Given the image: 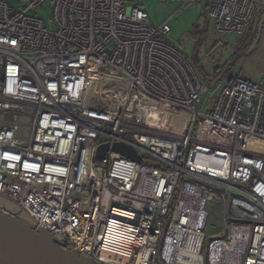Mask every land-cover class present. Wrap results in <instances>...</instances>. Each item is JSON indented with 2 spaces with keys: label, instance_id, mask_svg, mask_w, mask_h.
Returning <instances> with one entry per match:
<instances>
[{
  "label": "built area",
  "instance_id": "obj_1",
  "mask_svg": "<svg viewBox=\"0 0 264 264\" xmlns=\"http://www.w3.org/2000/svg\"><path fill=\"white\" fill-rule=\"evenodd\" d=\"M17 2L0 0V197L98 264H264V85L229 75L208 89L169 44L171 17L151 26L138 0ZM206 5L218 34L242 35L264 10ZM94 71L125 84L114 113L85 103ZM115 143L140 162L95 160ZM210 203L224 232L205 257Z\"/></svg>",
  "mask_w": 264,
  "mask_h": 264
},
{
  "label": "rangeland",
  "instance_id": "obj_2",
  "mask_svg": "<svg viewBox=\"0 0 264 264\" xmlns=\"http://www.w3.org/2000/svg\"><path fill=\"white\" fill-rule=\"evenodd\" d=\"M3 1L13 9L19 7L17 0ZM138 2H142L141 8L153 27L160 26L171 17L167 37L169 44L188 56L197 76L208 89L213 90L226 74L239 75L243 79L264 85V10L257 8L254 11L250 22L252 27L248 26L250 29L247 27L242 35L218 34L213 30L208 16L207 0L182 7L175 2L163 3L159 0ZM50 8L49 4H45L36 11L47 30L53 29ZM203 75L207 76V81L202 78ZM204 99L205 96L202 97ZM22 132L28 130L23 128ZM207 210L209 217L204 229L205 245L202 250L205 257L206 244L221 237L224 232L219 206L210 203Z\"/></svg>",
  "mask_w": 264,
  "mask_h": 264
},
{
  "label": "water",
  "instance_id": "obj_3",
  "mask_svg": "<svg viewBox=\"0 0 264 264\" xmlns=\"http://www.w3.org/2000/svg\"><path fill=\"white\" fill-rule=\"evenodd\" d=\"M108 150L140 162L136 151L122 143L111 146L98 145L95 160L101 161ZM0 264L98 263L92 262L83 254L65 248L60 238L51 236L39 228L16 204L0 197Z\"/></svg>",
  "mask_w": 264,
  "mask_h": 264
},
{
  "label": "bare ground",
  "instance_id": "obj_4",
  "mask_svg": "<svg viewBox=\"0 0 264 264\" xmlns=\"http://www.w3.org/2000/svg\"><path fill=\"white\" fill-rule=\"evenodd\" d=\"M125 84L115 79L107 78L98 72H91L85 90V103L98 109L114 113L121 102ZM172 125L173 130L180 132L184 116L177 115Z\"/></svg>",
  "mask_w": 264,
  "mask_h": 264
},
{
  "label": "trees",
  "instance_id": "obj_5",
  "mask_svg": "<svg viewBox=\"0 0 264 264\" xmlns=\"http://www.w3.org/2000/svg\"><path fill=\"white\" fill-rule=\"evenodd\" d=\"M252 23H250L248 26H250V27H252V25H251ZM264 24V23H263ZM250 27H248V29H250ZM252 29V28H251ZM252 34H253V32H252ZM229 75H225L223 78H222V81L226 78V77H228ZM202 78L205 80V81H207V76L206 75H203L202 76Z\"/></svg>",
  "mask_w": 264,
  "mask_h": 264
}]
</instances>
